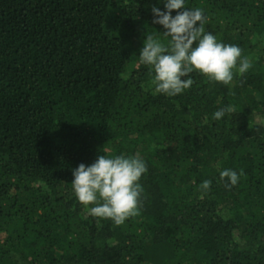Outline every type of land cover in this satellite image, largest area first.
I'll return each mask as SVG.
<instances>
[{
    "label": "trees",
    "instance_id": "obj_1",
    "mask_svg": "<svg viewBox=\"0 0 264 264\" xmlns=\"http://www.w3.org/2000/svg\"><path fill=\"white\" fill-rule=\"evenodd\" d=\"M163 2L0 0V264H264V0H185L252 67L172 97L139 61ZM136 154L140 215L92 216L72 171Z\"/></svg>",
    "mask_w": 264,
    "mask_h": 264
},
{
    "label": "clouds",
    "instance_id": "obj_2",
    "mask_svg": "<svg viewBox=\"0 0 264 264\" xmlns=\"http://www.w3.org/2000/svg\"><path fill=\"white\" fill-rule=\"evenodd\" d=\"M163 3L164 11L152 7L155 17L152 23L162 25L163 35L170 39L164 43L148 34L139 54L140 63L154 72L151 81L155 86L154 94L162 93L169 97L181 94L194 83L189 77L193 71L210 81L228 85L233 81L234 69L242 76L252 67L248 57L240 59L238 46L218 42L214 34L205 31L206 17L202 9H187L185 0H164ZM173 10H178L175 16L171 15ZM232 111L231 106L218 109L213 119L219 120ZM146 172L147 166L139 154L99 155L90 166L81 163L72 171V187L82 205H94L89 209L92 216L110 219L119 226L126 219L140 215L143 188L138 181ZM240 175H243V170ZM225 178L227 187L236 185L239 180L238 174L230 169L220 172V179L223 181ZM210 185V180H204L200 189L207 191Z\"/></svg>",
    "mask_w": 264,
    "mask_h": 264
},
{
    "label": "rangeland",
    "instance_id": "obj_3",
    "mask_svg": "<svg viewBox=\"0 0 264 264\" xmlns=\"http://www.w3.org/2000/svg\"><path fill=\"white\" fill-rule=\"evenodd\" d=\"M258 41H260V40H258ZM256 44H258V45H256V47H257V48H260V47H261V45H264V43H261V42H259V43H256Z\"/></svg>",
    "mask_w": 264,
    "mask_h": 264
}]
</instances>
